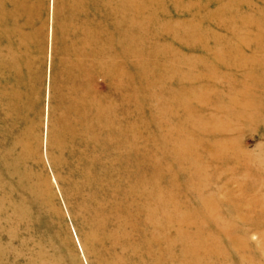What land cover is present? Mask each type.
Returning <instances> with one entry per match:
<instances>
[{"label":"rangeland","instance_id":"rangeland-1","mask_svg":"<svg viewBox=\"0 0 264 264\" xmlns=\"http://www.w3.org/2000/svg\"><path fill=\"white\" fill-rule=\"evenodd\" d=\"M0 264H264V0H0Z\"/></svg>","mask_w":264,"mask_h":264}]
</instances>
